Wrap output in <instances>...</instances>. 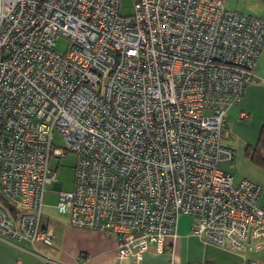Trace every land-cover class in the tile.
I'll list each match as a JSON object with an SVG mask.
<instances>
[{
  "label": "built area",
  "instance_id": "2783aa9c",
  "mask_svg": "<svg viewBox=\"0 0 264 264\" xmlns=\"http://www.w3.org/2000/svg\"><path fill=\"white\" fill-rule=\"evenodd\" d=\"M130 1L123 16L122 0H0V238L54 246L42 209L58 185V213L114 235L121 262L163 253L181 215L204 243L262 250L264 186L221 167L235 157L225 115L259 82L264 18L222 0ZM68 152L64 193L49 161Z\"/></svg>",
  "mask_w": 264,
  "mask_h": 264
},
{
  "label": "crops",
  "instance_id": "0c3cea01",
  "mask_svg": "<svg viewBox=\"0 0 264 264\" xmlns=\"http://www.w3.org/2000/svg\"><path fill=\"white\" fill-rule=\"evenodd\" d=\"M250 17L264 18V11ZM254 73L259 82L250 85L241 102L229 108L225 115L229 139L233 136L245 146H254L264 127V49ZM241 114H245V118L240 119ZM226 141L224 139V143ZM260 185L264 186V182ZM50 189L58 191V185H51ZM261 199L264 200V192ZM67 222L69 224V219ZM192 225L190 216L181 215L176 237L166 238L163 253L158 254L155 246L150 245L140 264H264V248L258 252L249 249L233 252L216 247L192 235ZM44 226L52 230L54 246L45 248L25 241L11 243L0 238V264H45L43 258L58 264H129L119 261L117 242L112 234L75 228L70 224L62 232L55 233L54 228Z\"/></svg>",
  "mask_w": 264,
  "mask_h": 264
},
{
  "label": "rangeland",
  "instance_id": "374dc122",
  "mask_svg": "<svg viewBox=\"0 0 264 264\" xmlns=\"http://www.w3.org/2000/svg\"><path fill=\"white\" fill-rule=\"evenodd\" d=\"M225 6L233 11L242 13L243 15L256 16L261 11H264V0H222ZM130 0H122L121 14L123 16H130L133 13ZM69 47L67 40L58 37L55 40L54 49L64 54ZM223 143L227 139L226 146L232 148L235 152L234 161L231 164L221 167L225 173L232 175L236 182L242 179H248L256 183L264 182V168L260 167L252 160L253 153H245V144L235 137L229 139L227 129L223 130ZM52 145L56 149L64 148L63 137L54 131ZM247 145V144H246ZM78 156L73 152L66 153L62 159L51 158L49 161V168L54 171V181L61 185V192L67 193L74 189L75 170L78 163ZM263 201V199H262ZM260 202V206L262 204ZM59 202V191H54L47 187V191L43 196V211L42 224L55 229L56 232H62L68 224V215H61L58 213L56 206ZM70 229V228H69ZM47 248V247H45Z\"/></svg>",
  "mask_w": 264,
  "mask_h": 264
},
{
  "label": "trees",
  "instance_id": "16d2710c",
  "mask_svg": "<svg viewBox=\"0 0 264 264\" xmlns=\"http://www.w3.org/2000/svg\"><path fill=\"white\" fill-rule=\"evenodd\" d=\"M224 129H226L225 125ZM245 147V153H253L252 160L255 161L260 167L264 168V127H262V129L260 130L256 144L254 146L246 145Z\"/></svg>",
  "mask_w": 264,
  "mask_h": 264
}]
</instances>
